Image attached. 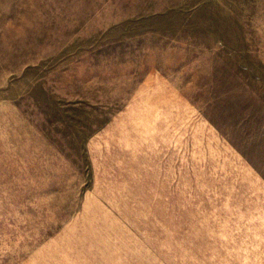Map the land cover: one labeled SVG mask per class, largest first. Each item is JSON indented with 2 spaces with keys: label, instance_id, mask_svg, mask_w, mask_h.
<instances>
[{
  "label": "rangeland",
  "instance_id": "rangeland-1",
  "mask_svg": "<svg viewBox=\"0 0 264 264\" xmlns=\"http://www.w3.org/2000/svg\"><path fill=\"white\" fill-rule=\"evenodd\" d=\"M0 264H264V0H0Z\"/></svg>",
  "mask_w": 264,
  "mask_h": 264
}]
</instances>
